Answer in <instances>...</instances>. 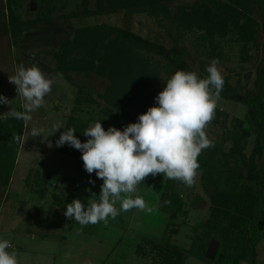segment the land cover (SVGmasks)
<instances>
[{
	"label": "rangeland",
	"instance_id": "obj_1",
	"mask_svg": "<svg viewBox=\"0 0 264 264\" xmlns=\"http://www.w3.org/2000/svg\"><path fill=\"white\" fill-rule=\"evenodd\" d=\"M12 1V7L7 8L9 23L2 24L0 18V95L9 100V103H0V119L6 121L14 118L11 111H24V99L17 95L16 86L9 83V76L14 75L20 66L27 68L33 64L37 65L53 80V84L43 106L28 113L32 120L28 123L20 120L23 123V132L9 193V189L4 191L0 187V239H7L9 242L14 240L25 247L30 246L31 249V246L36 244H42L43 247L47 244L54 253L68 254L66 264H96V260L89 259L94 255L95 259L103 255L107 247L115 242L116 236H119L120 244L114 253L120 254V257L109 259L106 264H147V261L136 256L138 255L135 251L136 243L144 237L162 238L169 235L164 234L168 216L158 206L165 182L163 174L149 175L134 194L145 200L152 208L151 213L134 208L120 212L115 218L109 217L107 224L101 221L95 225H81L74 218L65 219L63 209L65 199L61 196H57L58 203H54L50 198L44 200L43 205L35 202L41 183L33 175L42 170L63 173L70 177L57 180V189L52 184L45 185L51 195L61 193L65 195L66 200L67 196L71 195L70 203L74 199H80L87 207L88 198L93 194L98 198L100 194L103 181L97 178L95 173L89 174L85 171L81 158L64 155L60 153V147L56 146V141L65 131L71 115L91 119L90 126L99 120L104 121L101 124L105 130L114 127L111 122L115 117L120 123L125 122V118L119 114L120 109L113 104V99L107 96V91L113 84L110 67H107L106 74L101 73L99 66L86 71L73 69L66 64L67 59L72 61L77 59L94 61L98 65L101 58L98 54L100 45L93 44L92 53L89 49L72 48L73 44L70 41L76 31L96 25L129 29L167 48H172L178 41L186 46L189 53L187 60L190 64L197 70H202L200 78L207 77V67L213 59H217L218 68L224 78V87L229 93L258 97L262 94L264 78L262 45L264 34L262 36L259 23L257 25V21L259 22L257 7L253 5L252 11L246 6L237 7L238 12L226 26L205 29L194 26L193 21H188L186 14L177 15L173 8L168 12L152 9L135 12L129 16L125 9L111 11L109 7L107 8L109 11L105 10L106 0ZM148 1L153 4L154 0ZM195 1L174 0L172 5L188 6ZM154 7L158 8L156 5ZM69 48H72L70 53ZM143 54L152 62L166 61L159 55ZM57 73H62V76H58ZM167 78L168 74L161 71L158 80L154 82V92L158 93L162 89V83ZM83 89L96 99L95 104L81 106L76 104V98ZM216 104L215 116L222 112L219 123H210L207 128L213 140H219L222 135L226 137L237 130L239 125L237 126L236 120L246 119L247 114L246 106L233 99L219 95ZM224 118L227 120L225 126L222 124ZM32 127L42 128L43 134L32 137ZM57 128L59 129L56 130ZM254 138L253 135L247 139L244 147L246 155L253 151ZM87 139L88 137H85V142ZM241 142L245 143L244 140ZM232 144L233 141L229 138L225 143V149H229ZM243 169L245 166L242 167V171ZM27 182L33 186V192L26 190ZM178 190L186 201L189 215L176 220L179 232L169 236L173 243L188 248L194 235L193 226L207 221L217 204L214 205L203 187L200 169L197 171L193 186L188 187L179 181ZM18 203L19 207L16 206ZM115 206L119 209L120 202L117 201ZM46 233L64 234L67 237L64 245H59L56 241H39L40 234ZM213 233L215 237H212L206 249L210 257L217 254L223 238L222 231L214 230ZM25 234L39 236L30 237L28 240ZM10 245V248H14L12 243ZM30 253L28 251L22 257L23 264H30ZM151 257H148L150 261L153 260ZM260 263H264V254ZM186 264L206 262L190 256Z\"/></svg>",
	"mask_w": 264,
	"mask_h": 264
},
{
	"label": "trees",
	"instance_id": "obj_2",
	"mask_svg": "<svg viewBox=\"0 0 264 264\" xmlns=\"http://www.w3.org/2000/svg\"><path fill=\"white\" fill-rule=\"evenodd\" d=\"M173 1L154 0L153 4L158 7L155 8L148 0H106L104 9L107 11L109 7L111 11L125 9L131 16L135 12L152 9L168 12L173 8L179 16L186 14L188 21L194 22V26L211 29L224 27L230 23L238 12L237 7L246 6L252 11L254 5L257 7L259 17L257 25L259 23L262 36L264 34V0H196L188 6H173ZM12 2V0H0L2 24L9 23L7 8L12 7ZM70 43L73 44L72 48H85L92 53H94L93 44L100 45L98 54L101 58L98 65L94 61L77 59L73 61L67 59L66 64L73 69L86 71L99 66L101 73H106L107 67L111 68L113 84L107 91V96L113 99V104L120 109L119 114L125 118L124 123H120L116 117L111 123L121 131L128 124L138 122L140 114L157 104L155 98L175 71H194L198 76L203 73L190 64L187 60L189 53L186 46L178 41L172 48H167L121 27L88 26L76 31ZM262 45L264 46V40ZM72 48H69L68 53ZM143 53L159 55L166 61L152 62ZM161 71L167 73L168 78L157 93L153 90L154 82L158 80ZM220 96L243 103L247 108V114L246 119L236 120L237 126L239 125L237 130L226 137L222 135L219 140L211 139L206 129L213 146L202 151L198 163L199 169L202 170L203 187L217 207L213 208V213L207 221L193 226L194 235L188 248L173 243L169 235L179 232L176 220L183 216L187 217L189 211L186 201L178 190L179 181L165 178L158 206L168 216L164 234L169 233V235L162 238L144 237L136 246L139 256L153 257L151 264H185L190 256L211 264H258L257 247L264 238V78L262 94L258 97L229 93L224 85ZM95 103L96 99L85 89L81 90V94L76 98V104L80 106ZM220 114L222 112H218L212 124L219 123ZM90 122L89 118L71 115L65 130L74 128L76 131L74 135L83 143L86 137L83 132L90 126ZM226 122L224 118L222 124L225 126ZM22 132V121L15 118L6 121L0 119V187L4 191L7 190L12 179ZM253 135L255 136L253 151L250 155H246L245 144ZM229 138L232 139L233 144L226 150L224 146ZM60 153L74 158H80L82 155L81 151L68 144L60 146ZM244 166L245 169L242 171ZM35 174H39L40 192L52 179L70 178L62 173L44 170ZM33 177L35 178L34 175ZM214 230L222 231L223 238L217 254L210 257L206 249L212 237H215Z\"/></svg>",
	"mask_w": 264,
	"mask_h": 264
},
{
	"label": "clouds",
	"instance_id": "obj_3",
	"mask_svg": "<svg viewBox=\"0 0 264 264\" xmlns=\"http://www.w3.org/2000/svg\"><path fill=\"white\" fill-rule=\"evenodd\" d=\"M218 63L217 59L211 61L206 78L194 71H175L155 98L157 104L122 131L115 127L105 130L97 121L84 130L86 142L74 135V128L61 133L56 146L68 144L81 151L85 171L95 173L103 181L98 198L95 194L89 197L87 207L80 199L66 204L67 218H74L81 225H95L101 221L107 224L109 217L134 208L151 213L145 200L134 195L149 175L163 174L188 187L195 184L198 157L213 146L206 129L215 117L216 101L224 85ZM9 83L16 86L17 95L25 101L24 111H11V116L30 122L28 113L43 106L53 80L33 64L20 66L9 76ZM0 103L9 100L0 95ZM43 131L32 127L31 136L42 135ZM117 201L119 209L115 206ZM10 246L9 240L0 239V264H19L17 254L8 251Z\"/></svg>",
	"mask_w": 264,
	"mask_h": 264
},
{
	"label": "crops",
	"instance_id": "obj_4",
	"mask_svg": "<svg viewBox=\"0 0 264 264\" xmlns=\"http://www.w3.org/2000/svg\"><path fill=\"white\" fill-rule=\"evenodd\" d=\"M34 176H36V177L38 176V180H39V174H34ZM27 179H29V176L27 177ZM61 179H65V178H61ZM58 180H60V179H58ZM48 184L54 185L55 186V189H57V187H58V182L55 179L50 180L48 182ZM26 185H27V188H28V189L26 188V190L27 191H30V192H33V186H31L30 183L28 184V182H27ZM30 186H31V188L29 189ZM38 188H39V186H38ZM42 189H44L42 192L39 191L40 188L38 189V194L36 195L37 197H35V202L36 203L42 204V202L44 200L48 199V198H50L54 203H58V200L59 199H57V196H61V198L65 199V205H64L63 209H64V211H66V204L70 203L69 197L71 195H68L67 196V200H66L64 194L61 195V193H57L56 192V193H53V195H51V193H50V191H49V189L47 187H44ZM7 190H8V193H9L10 187H8ZM49 196H51V197H49ZM19 204L20 203H18L16 206L19 207ZM18 210H20V209L18 208ZM16 218L18 219L19 216L16 217ZM65 219H66V216H65ZM55 234H57V233H55ZM25 235H26L25 238L28 239V240H29L30 237H35L36 238V237L39 236L38 234H37V236H36V234H30V235L25 234ZM40 236H41V238H40L39 241H44V242L45 241H47V242L56 241V242L59 243V245H64V241L67 238L64 234L53 235V234L46 233V234H40ZM116 237H117V239L115 240V242H113L111 244V246L107 247V250L105 251V253L103 255L99 256L97 259H95V255H94L89 260H92V261H95L96 260L97 261L96 264H106L107 261H109V259H111V260L118 259L120 257V254L114 253V252L117 249L118 245L120 244V239L121 238L119 236H116ZM33 240H35V239H33ZM11 241H14V240H11ZM11 241H10V243H12V245L14 246V248H9L8 251L9 252H15L17 254V259H18L19 264H23L22 261H24V259H22V257L25 256L26 252H28V251L31 252L30 253L31 254V260H30L31 262H30V264H66L65 259H66V256L68 254H61L60 255L57 252L54 253V252L51 251V248L47 244H45L44 247L42 246V244H36L34 246H38V247L35 248L34 246H31L32 247V249H31V248H29L30 246L25 247L20 242H15V241L14 242H11ZM138 243L139 242H137L135 246H137ZM135 251H136V247H135ZM257 251H258V264H261L260 263L261 256H263V254H264V238L259 243V245L257 247ZM115 254H117L116 257H115ZM136 256L139 259H142V260L147 261V264H151V261L149 260L148 257L139 256L137 254H136ZM187 260H186V262H187ZM186 262H185V264H186ZM206 264H211V263L206 262Z\"/></svg>",
	"mask_w": 264,
	"mask_h": 264
}]
</instances>
